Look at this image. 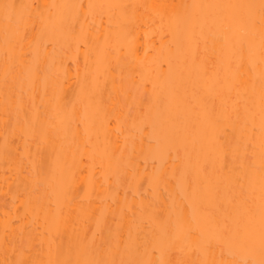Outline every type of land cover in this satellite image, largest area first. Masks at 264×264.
<instances>
[{"label": "bare ground", "instance_id": "obj_1", "mask_svg": "<svg viewBox=\"0 0 264 264\" xmlns=\"http://www.w3.org/2000/svg\"><path fill=\"white\" fill-rule=\"evenodd\" d=\"M8 2L52 23L12 52L0 10V264L250 258L217 222L244 214L241 186L258 167L241 159L249 142L259 152V25L253 67L227 13L188 26L179 6L259 0ZM137 86L150 101L122 121Z\"/></svg>", "mask_w": 264, "mask_h": 264}, {"label": "snow or ice", "instance_id": "obj_2", "mask_svg": "<svg viewBox=\"0 0 264 264\" xmlns=\"http://www.w3.org/2000/svg\"><path fill=\"white\" fill-rule=\"evenodd\" d=\"M55 7V6H53ZM67 7V6H65ZM71 7H80L73 5ZM96 5L89 4L91 10ZM103 7V6H99ZM110 7H123L121 5H112ZM185 9V23L188 26L194 25L201 17L203 10L213 9L216 14L223 15L227 13L228 17L235 20L239 26V32L242 36L248 38V51L250 64L255 67L256 61V25H259V77H260V141L259 152L256 153L255 145L249 142L248 147L252 149L253 158L258 159L256 164L251 165L250 171L245 173L248 185L247 191L241 186L240 205L245 207L243 215L232 216L225 212L222 218L217 222L219 237L229 247L230 251L243 249L248 252V259L234 261L233 264H264V0H259L258 4H189L179 6ZM34 6L31 4H16L5 0L0 4V10L3 13L4 33L6 43L10 45V50L15 52L17 48L22 49L23 43L27 39V33L30 27H34L38 21L46 27L52 23L51 18L45 19L39 15L34 18ZM228 43L227 38H223ZM259 185V205L256 206L254 193L256 185ZM189 237L200 239L201 234L191 227L186 229ZM207 243L201 246L202 254H207ZM24 264V262H21ZM49 264H135L133 261H117L115 259H83V260H57ZM165 264H172L171 261ZM175 264H215V261L207 259L199 262L176 261Z\"/></svg>", "mask_w": 264, "mask_h": 264}, {"label": "rangeland", "instance_id": "obj_3", "mask_svg": "<svg viewBox=\"0 0 264 264\" xmlns=\"http://www.w3.org/2000/svg\"><path fill=\"white\" fill-rule=\"evenodd\" d=\"M138 89H139L138 86H137V89H136V90H135V88H134V90H135L134 92H135V93L132 92V91H133V89H132V91H130V94H131L130 97L127 95L129 98H132V99H130V101H131L132 103H133V102L136 103V104L134 105V107H133V104H134V103L131 105V102L129 101V99H128V102H127V100H126V102H124V104H122V106H123L122 108H126V107H127L124 111H127V110H129V109L132 107L131 110H132V109H134V110H133V111L129 110V112L134 113L135 115H136V113H138L137 110H138V107H140V104H142L141 106H143L144 104L146 105L148 101H150V100H149V96H148V94H146V92L144 93L143 91L141 92V89H139V91H138ZM130 90H131V88H130ZM131 92H132V93H131ZM137 92H138V93H137ZM139 92H140V93H139ZM134 94H135V95H134ZM142 94H143V97H144V96H146V97L148 96V97H147V98L144 97V98L142 99ZM140 96H141V98H140ZM124 97H125V96H124ZM145 98H146V100H145ZM122 99L125 101V99H127V97L124 99L123 96H122ZM140 99H141V101H140ZM147 99H148V100H147ZM137 100H138V101H137ZM143 101H145V103H144ZM146 101H147V102H146ZM139 102H140V103H139ZM138 103H139V104H138ZM143 103H144V104H143ZM148 103H149V102H148ZM124 105H125V107H124ZM136 105H138V106H136ZM135 106H136V107H135ZM143 107H144V106H143ZM136 108H137V110H135ZM121 110H122V109H121ZM140 110H141V109H139V111H140ZM124 111H121V112H124ZM134 111H137V112H134ZM131 113H130V114H131ZM122 114H123V113H122ZM122 114H121V115H122ZM127 114H128V111H127L126 113L124 112V115H123L124 118L122 117V121H123V119H126V120L129 119L130 114H129V116H127ZM134 114H133V115H134ZM135 115H134V116H135ZM126 116H127V118H126ZM131 116H132V114H131ZM131 116H130V118H131ZM134 116H132V117H134ZM124 121H125V120H124ZM227 139H229V138H226L225 141H226ZM228 141H229V140H228ZM228 141H227V142H228ZM225 143H226V142H225ZM228 143H229V142H228ZM228 143H227V144H228ZM227 144H226V146H228ZM250 150H251V149H250ZM250 152H252V151H250ZM249 154H250V153H248L246 157H243V156H242L243 158H242L241 156H239V157H241L242 159L239 158V157H238V158L241 159V160L244 159V160H243V161H244L243 163H245V164H246V162L248 161V164H249L250 160L252 159V157H251L252 154H250V156H249ZM247 157H248V158H247ZM249 157H251L250 160H249ZM246 159H248V160H246ZM241 160H238V161L241 162ZM245 160H246V161H245ZM253 160H254V159H253ZM253 160H252V161H253ZM253 163H254V162H253ZM246 165H247V164H246ZM249 165H250V164H249ZM250 166H251V165H250ZM247 167H249V166L247 165ZM110 225H111V223H110ZM110 225H109V223H108V226H107V224H106V226L108 227V229L105 228V231H107V230L109 231V230L112 228ZM109 226H110V228H109ZM103 229H104V227H103ZM102 231H103V230H102ZM105 231H103V233H101L100 235H99V233H98V235L100 236V237L98 236L100 242H101L102 240H107V239L109 238V236H110V234L108 233V231H107V236H106V234H104ZM111 231H112V230H111ZM92 233H93V232H92ZM105 233H106V232H105ZM101 236H103V237H102V240H101ZM104 237H105V239H104Z\"/></svg>", "mask_w": 264, "mask_h": 264}]
</instances>
